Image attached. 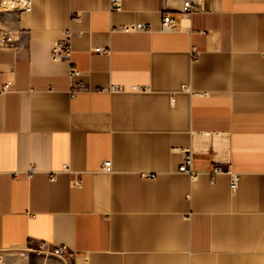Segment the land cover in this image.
I'll list each match as a JSON object with an SVG mask.
<instances>
[{"label":"crops","instance_id":"obj_1","mask_svg":"<svg viewBox=\"0 0 264 264\" xmlns=\"http://www.w3.org/2000/svg\"><path fill=\"white\" fill-rule=\"evenodd\" d=\"M182 5L2 14L0 264H264V0ZM65 31L72 60L54 62ZM187 150L195 180L179 173ZM56 246L65 259L43 251Z\"/></svg>","mask_w":264,"mask_h":264},{"label":"built area","instance_id":"obj_2","mask_svg":"<svg viewBox=\"0 0 264 264\" xmlns=\"http://www.w3.org/2000/svg\"><path fill=\"white\" fill-rule=\"evenodd\" d=\"M121 1L122 0H111V11H121ZM170 1V0H166ZM205 0H182V10L183 14H193L198 11H203ZM32 8V0H0V50L8 48L12 46L15 37L10 34L7 30L2 27V14L5 12H28ZM80 19V18H79ZM176 28V22L169 15L165 14L162 22V30L165 32L172 31ZM125 32H150L151 26L146 24H132L125 26L123 28ZM95 53L99 54H109V50L96 48ZM73 55L72 50V33L70 31H65L62 37L55 41L51 48V59L54 62L59 61H67L71 62ZM73 75H77V73H73ZM13 82L9 81L4 87L1 94L9 92ZM120 88H116L115 90H119ZM78 92H75L76 96ZM193 164V154L191 150H187L185 152L184 161L179 168V173L190 175L193 180L197 179V174H195L192 170ZM67 169V168H66ZM103 171L106 173L112 172V162L107 161L104 163ZM225 170L221 166H217L214 168L212 175L213 181H215V177L224 173ZM227 172V171H226ZM238 184V175L231 173V186L232 190L237 189ZM43 249V248H42ZM44 253L48 256L58 257L60 259H65L66 254L68 252V248L66 246H56L52 250L51 249H43Z\"/></svg>","mask_w":264,"mask_h":264},{"label":"rangeland","instance_id":"obj_3","mask_svg":"<svg viewBox=\"0 0 264 264\" xmlns=\"http://www.w3.org/2000/svg\"><path fill=\"white\" fill-rule=\"evenodd\" d=\"M47 264V263H46ZM55 264H57V263H55Z\"/></svg>","mask_w":264,"mask_h":264}]
</instances>
